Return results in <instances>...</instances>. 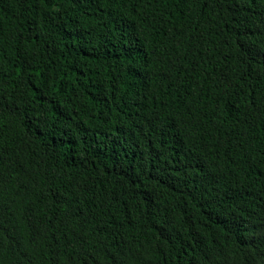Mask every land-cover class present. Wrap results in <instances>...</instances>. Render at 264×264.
Listing matches in <instances>:
<instances>
[{
    "label": "trees",
    "instance_id": "1",
    "mask_svg": "<svg viewBox=\"0 0 264 264\" xmlns=\"http://www.w3.org/2000/svg\"><path fill=\"white\" fill-rule=\"evenodd\" d=\"M264 264V0H0V264Z\"/></svg>",
    "mask_w": 264,
    "mask_h": 264
},
{
    "label": "bare ground",
    "instance_id": "2",
    "mask_svg": "<svg viewBox=\"0 0 264 264\" xmlns=\"http://www.w3.org/2000/svg\"><path fill=\"white\" fill-rule=\"evenodd\" d=\"M250 264H259V262H250Z\"/></svg>",
    "mask_w": 264,
    "mask_h": 264
}]
</instances>
